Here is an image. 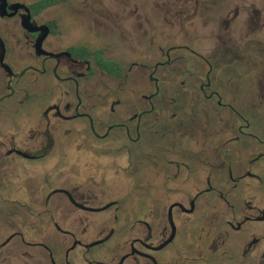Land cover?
I'll list each match as a JSON object with an SVG mask.
<instances>
[{"label":"flooded vegetation","instance_id":"flooded-vegetation-1","mask_svg":"<svg viewBox=\"0 0 264 264\" xmlns=\"http://www.w3.org/2000/svg\"><path fill=\"white\" fill-rule=\"evenodd\" d=\"M0 264H264V0H0Z\"/></svg>","mask_w":264,"mask_h":264},{"label":"rangeland","instance_id":"rangeland-1","mask_svg":"<svg viewBox=\"0 0 264 264\" xmlns=\"http://www.w3.org/2000/svg\"><path fill=\"white\" fill-rule=\"evenodd\" d=\"M26 1L32 2L33 0H26ZM66 7L61 6L58 7V9L56 8L57 11L55 13H57V18H58L57 29L67 31L68 33H72V31L74 30H84L86 26H83L82 29L80 23L77 22V18L81 16H85L86 13L77 11L74 7L71 6L66 5ZM77 27L79 28L76 29ZM85 30H89V28H85ZM90 30H98V28L94 27L92 29L90 27Z\"/></svg>","mask_w":264,"mask_h":264},{"label":"trees","instance_id":"trees-1","mask_svg":"<svg viewBox=\"0 0 264 264\" xmlns=\"http://www.w3.org/2000/svg\"><path fill=\"white\" fill-rule=\"evenodd\" d=\"M48 3H46V5H47Z\"/></svg>","mask_w":264,"mask_h":264},{"label":"water","instance_id":"water-1","mask_svg":"<svg viewBox=\"0 0 264 264\" xmlns=\"http://www.w3.org/2000/svg\"><path fill=\"white\" fill-rule=\"evenodd\" d=\"M21 7H22V5H21Z\"/></svg>","mask_w":264,"mask_h":264}]
</instances>
